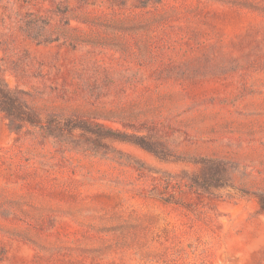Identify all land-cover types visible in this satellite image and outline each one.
<instances>
[{"label":"rangeland","instance_id":"1","mask_svg":"<svg viewBox=\"0 0 264 264\" xmlns=\"http://www.w3.org/2000/svg\"><path fill=\"white\" fill-rule=\"evenodd\" d=\"M142 1L0 0L8 86L158 153L73 151L0 114V264H264L240 192H264V0ZM200 158L232 162L231 187L175 180Z\"/></svg>","mask_w":264,"mask_h":264},{"label":"trees","instance_id":"2","mask_svg":"<svg viewBox=\"0 0 264 264\" xmlns=\"http://www.w3.org/2000/svg\"><path fill=\"white\" fill-rule=\"evenodd\" d=\"M147 1L141 2L142 8L146 7ZM2 60L1 58L0 62ZM30 98L27 91L8 86L0 71V114L6 119L7 126L12 132L17 134L37 132L54 145L66 146L73 151L89 150L94 153H98L99 149H108L106 141H120L134 144L158 157L154 144L144 137L113 130L75 114L54 112L42 114L31 104ZM196 163L200 165L197 174L183 172L177 175L175 180L184 181L190 187L203 191L231 187L233 175L237 172L232 162L200 158ZM168 176L172 178L169 174ZM240 192L252 195L259 210L264 213L263 191L240 190Z\"/></svg>","mask_w":264,"mask_h":264}]
</instances>
